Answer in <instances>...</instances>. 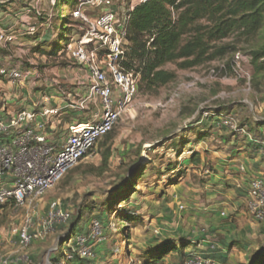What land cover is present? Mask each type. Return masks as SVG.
Returning a JSON list of instances; mask_svg holds the SVG:
<instances>
[{
    "label": "rangeland",
    "instance_id": "rangeland-1",
    "mask_svg": "<svg viewBox=\"0 0 264 264\" xmlns=\"http://www.w3.org/2000/svg\"><path fill=\"white\" fill-rule=\"evenodd\" d=\"M52 1L56 2L0 0V21L4 15L13 18L20 26L23 20L37 27L35 36L20 38L28 47L7 48L10 50L7 55H3L1 50L6 48L0 47V65H34L39 69L43 66L42 70L55 76L58 68L62 71L64 92H74L69 81L77 72L78 64L65 56L42 55L40 50H35L52 52L58 47L56 53H60L71 33L78 29L77 21L70 18L72 7H63L61 0V4L54 7ZM59 17L67 18L69 22ZM19 25H14L13 30L23 35L27 25L24 28ZM47 32L49 40L44 44L38 43V46L37 38H42ZM239 37L233 35L223 42L236 46V50L226 58L192 70L168 65L166 70L177 74L174 82L153 94L140 91L114 130L112 140L107 145L100 141L94 152L46 195L33 218L32 232L41 230L42 218L54 200L61 201L64 208L71 211L68 223L58 225L48 236L22 249L14 231H20L28 211L15 208L13 204L0 209V260L3 257L20 259L18 264H144L145 253L158 242L183 237L191 242L207 230L213 219L206 209L211 199L206 189L210 182L207 177L218 173L217 164L223 163V158L230 154L233 146L238 148L250 142L247 135L221 128L216 110L235 119L240 127L249 129L252 137H262L259 126L263 124L264 128V80L261 79V92L253 88L251 63V53L262 44V40ZM34 50L36 55L31 52ZM228 63L230 70L225 67ZM69 66H73L71 68L75 72ZM60 121L61 128L73 122L66 115ZM185 138L190 144L182 149L181 142ZM107 148L111 154L108 164L104 165ZM194 153L201 163L190 161ZM141 168L144 169L141 179H132ZM129 179L136 181L133 198L127 204L116 203L108 209V200L112 201L116 197L113 193H117V189ZM247 206L248 198L237 211L230 213L225 208L222 211L226 216L221 220L218 218L215 225H231L236 236L244 229L249 231L246 239L258 246L257 250L252 248L249 263L251 256L264 246V240L262 236L252 237L263 222L250 217ZM105 210L109 215L106 223L98 218ZM95 220L101 222L102 228L100 238L93 241L91 235ZM72 225H77V235L64 244ZM80 236L89 240L87 246L92 249L94 258L80 259L74 254V259L67 261V255L73 253L74 242ZM216 239L220 240V237ZM181 256L168 255L162 264L167 260V264H180L179 259H184L185 254Z\"/></svg>",
    "mask_w": 264,
    "mask_h": 264
},
{
    "label": "built area",
    "instance_id": "built-area-1",
    "mask_svg": "<svg viewBox=\"0 0 264 264\" xmlns=\"http://www.w3.org/2000/svg\"><path fill=\"white\" fill-rule=\"evenodd\" d=\"M150 1L79 0L70 15L77 21L78 29L71 33L67 45L58 53L59 57L65 56L78 64L76 84L71 86L74 92L65 93L62 84L55 80L50 82L37 66L0 65L1 82L23 89H41L36 99L24 96L21 109L8 112L5 96L0 108V209L13 204L15 208L28 211L20 231H14L22 249L71 220V211L65 209L61 201L54 200L42 218L41 230L32 232L33 218L46 195L116 129L138 97L141 75L123 66L128 46L127 27L130 12ZM59 3L60 0L51 2L54 7ZM36 34V25L28 24L23 37ZM17 41L18 37L10 32L0 34L2 48L13 47ZM71 114L86 118V121L72 122L61 128L60 118ZM218 120L221 128L247 135L264 158V137H252L248 129L240 127L232 117L221 115ZM247 198L249 216L256 222H264L263 178L251 181ZM222 216H226L225 213ZM101 228V222L95 220L93 241L100 238ZM88 242L87 238L77 237L67 261L73 260L74 254L80 259L94 258ZM19 262L20 259L4 257L0 260V264ZM185 264L217 263L194 255Z\"/></svg>",
    "mask_w": 264,
    "mask_h": 264
},
{
    "label": "trees",
    "instance_id": "trees-1",
    "mask_svg": "<svg viewBox=\"0 0 264 264\" xmlns=\"http://www.w3.org/2000/svg\"><path fill=\"white\" fill-rule=\"evenodd\" d=\"M61 2L63 7H72L74 10L79 0ZM61 20L69 22V19L64 17ZM64 29L65 27L62 30ZM233 35L247 36L251 39L258 37L262 40V44L251 53L254 70L253 88L261 92V79L264 80V0H152L137 6L130 12L127 54L123 66L141 75L140 91L153 94L177 79L176 73L166 70L168 65H176L180 70H192L217 59H224L236 50V46L232 44H223ZM57 48L52 50L53 55H56ZM225 67L231 69L229 63ZM225 73L229 75L227 70ZM216 113L218 116L222 115L219 110H216ZM113 133L114 131L102 140L103 145L112 140ZM188 144L190 143L187 138L183 139L182 149ZM110 154L111 151L107 148L103 157L104 165L108 164ZM190 161L195 164L201 163L195 153ZM139 171L131 178L136 181L141 179L144 169L141 168ZM136 181L131 179L125 181L117 189V193H113L116 197L112 201L108 200L107 208L116 203L127 204L135 194ZM98 218L104 223L108 222V210L103 211ZM76 226L72 225L64 244L77 235ZM201 242L203 239L198 240L197 237L191 242L184 237L178 240H164L145 253L144 264H162L166 256L171 254L181 256L185 254V249L192 247L184 259L180 258V264H185L192 256L198 255L195 251L201 247ZM216 251L210 245L205 253L199 256L215 260L213 254ZM249 264H264V246L251 256Z\"/></svg>",
    "mask_w": 264,
    "mask_h": 264
},
{
    "label": "crops",
    "instance_id": "crops-1",
    "mask_svg": "<svg viewBox=\"0 0 264 264\" xmlns=\"http://www.w3.org/2000/svg\"><path fill=\"white\" fill-rule=\"evenodd\" d=\"M3 16V20L0 21V34L4 32H13L19 36L17 43L13 47L17 49L19 47H28L29 45H27L25 42L22 41V39H20L23 35L13 30V28L15 27L14 25H19V23L14 21L13 18L9 16ZM21 22V26L19 25L20 28H24L25 25L29 24L28 22L23 20ZM41 37L42 38H37V44H44L47 40H49L48 32ZM22 42L23 45H21ZM3 50L4 49H2L3 55H7L8 53H10V50L7 48L4 51ZM28 50H31V48ZM35 50H40L39 53H41L42 55L47 53L51 56H58V53H56V55H53L52 52H42V50L39 48ZM35 50L34 52L31 51L33 54L35 53L34 55H36ZM53 53H55V51ZM2 62H4L3 56ZM32 66L30 65L28 67H25L29 68ZM40 69L41 71L46 73V76L49 78V81L55 80L56 82L62 84L60 75L62 71L60 69H55V72H57L58 74L57 76L50 74L46 70H42L43 66ZM75 80H77L76 73L71 76V81H69V84L71 86L75 85ZM39 90L41 89L33 90L29 89V87L23 89V87L12 86L8 83H3L0 81V108L1 106H3L4 103L2 97L5 96L8 100V112L21 109L23 108V97L29 96L30 99H36L39 95ZM56 105L60 104L56 103ZM0 115H2V111H0ZM69 117L73 122L86 121V118H81L79 115L76 114H71V116ZM74 117H77V121L74 119ZM259 129L262 137H264L263 124L261 125V127H259ZM250 134L252 135V133ZM253 137L255 136L253 135ZM223 159H225L224 161H222L223 163L217 164L219 168L218 173L215 176L210 175L207 177L210 182L208 183V187H206V189L208 190L211 199L209 202L210 204L206 209L209 212V216H213V219L210 220L212 223H210V227L207 230H203V232L197 236L198 240L203 239V242H201V247L196 249L195 252L198 255H202L205 253V250H207L208 247L212 245L217 247V251L213 254V258L215 259L214 261H216L217 264H249L248 257L251 254L252 248L256 247L255 249H258V246H254L252 242L249 241V239H246V236L250 235L247 234V232L249 231L247 229H244L240 231L236 236L234 235L231 225L223 227L221 223L220 225H215V221H217L218 218L221 220V218L223 217L222 213H224L222 210H224L225 208H228L231 213L232 210L237 211L243 204H245L250 190L251 181L255 178L264 179V159L260 154L259 148H257L251 141H248L246 145L242 147L237 148L233 146L230 154ZM242 168L244 170H242ZM206 173L209 172L207 171ZM218 236L220 237V240L216 239ZM254 236H262V239L264 240V223L262 224V226L259 227L257 233L252 234V237ZM96 250L99 251L100 248H97ZM190 250H192V247H188L187 249H185V254H187ZM172 256L178 255L172 254ZM167 263H169V260H167L165 264Z\"/></svg>",
    "mask_w": 264,
    "mask_h": 264
}]
</instances>
